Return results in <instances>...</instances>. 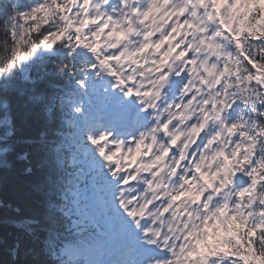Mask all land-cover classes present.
<instances>
[{
  "label": "snow or ice",
  "instance_id": "6c2138e0",
  "mask_svg": "<svg viewBox=\"0 0 264 264\" xmlns=\"http://www.w3.org/2000/svg\"><path fill=\"white\" fill-rule=\"evenodd\" d=\"M0 254L264 264V0H0Z\"/></svg>",
  "mask_w": 264,
  "mask_h": 264
},
{
  "label": "trees",
  "instance_id": "16d2710c",
  "mask_svg": "<svg viewBox=\"0 0 264 264\" xmlns=\"http://www.w3.org/2000/svg\"><path fill=\"white\" fill-rule=\"evenodd\" d=\"M40 130L39 123L30 126L28 128L23 129V134L27 136H34ZM21 133H17L20 135ZM12 167L5 170L3 173L4 177V187H3V196L5 199L9 201H19L20 200V192L22 190V186L24 183V178L21 175V162L10 161ZM30 208L24 206L25 214H30ZM20 230L15 228L14 226H8L5 230L7 234V239L9 242H12L16 233ZM0 260L3 261V264H10V259L6 254H0Z\"/></svg>",
  "mask_w": 264,
  "mask_h": 264
}]
</instances>
